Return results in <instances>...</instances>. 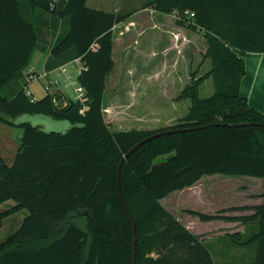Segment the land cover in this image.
<instances>
[{
	"label": "trees",
	"instance_id": "16d2710c",
	"mask_svg": "<svg viewBox=\"0 0 264 264\" xmlns=\"http://www.w3.org/2000/svg\"><path fill=\"white\" fill-rule=\"evenodd\" d=\"M87 1L0 0V123L22 130L13 163L0 156V205L16 203L0 211V229L6 218L28 210L21 227L0 243V264H133V227L118 189L122 157L155 133L219 123L148 141L125 159L120 181L137 228L136 264H215L202 238L161 200L205 175L264 178V113L250 107L239 90L246 73L243 55L264 53V0L147 1L142 9L175 14L179 27L203 32V60L211 66L203 75L198 70L191 74L178 97L190 100L191 106L175 124L129 131H112L103 105L106 80L114 68V28L133 14L92 9ZM23 2L58 17V25L68 22V31L50 49L55 63L45 70L80 58L85 69L78 82L85 89V102L58 92L32 101L24 86L7 96L1 93L12 82L24 80L44 41L41 30L23 15ZM210 78L214 93L202 98L200 87ZM24 115L72 126L65 132H46L30 122L15 124ZM246 123L253 124L238 126ZM168 156L172 158L151 171ZM254 209L253 216L243 219L258 220V231L236 244L255 245V264H264V194L263 203ZM78 212L85 213L84 226ZM188 213L204 221L212 218Z\"/></svg>",
	"mask_w": 264,
	"mask_h": 264
},
{
	"label": "rangeland",
	"instance_id": "374dc122",
	"mask_svg": "<svg viewBox=\"0 0 264 264\" xmlns=\"http://www.w3.org/2000/svg\"><path fill=\"white\" fill-rule=\"evenodd\" d=\"M147 1L87 2L92 9L133 14L127 22L114 28L115 67L107 83L103 105L105 121L112 131L157 130L175 124L191 106L190 100H178L181 91L190 84L191 74L198 70L199 75H203L211 66L209 60H203L206 48L203 32L179 27L175 14L163 15L142 9ZM22 5L23 15L35 24L39 32L47 24L53 29L48 27V34H42V38L48 39V42L40 41L32 59L31 68L43 73L51 46L68 31V22L63 21L62 26L58 25L60 19L53 14L29 6L25 9V2ZM180 28H183L182 32L189 33L187 38L180 34ZM72 73L75 76L74 71ZM24 83L25 78L19 81L20 86L25 87ZM47 84V80H42L30 85L36 100L46 96ZM61 88L68 99H73L71 88L64 85ZM1 93L7 96L9 92L2 89ZM213 93L214 84L210 78L200 87V97L206 98ZM14 122H30L46 132H65L72 126L68 121L42 115H24ZM21 134L20 128L0 123V150L5 145L18 149ZM5 155L0 154L5 161L11 159L9 151ZM263 194L264 178L205 175L180 195L176 193L167 198L165 205L202 238L215 264H255V245L243 247L236 243L244 242L258 231V220L246 223L243 218L255 214L254 206L263 203ZM15 204L13 200L7 201L0 205V211ZM168 205H172L169 207L173 209ZM188 211L200 212L212 218L204 221ZM27 215L28 210L23 209L4 220L0 229V243L21 227ZM84 222L85 218L79 220L81 226H84Z\"/></svg>",
	"mask_w": 264,
	"mask_h": 264
},
{
	"label": "crops",
	"instance_id": "0c3cea01",
	"mask_svg": "<svg viewBox=\"0 0 264 264\" xmlns=\"http://www.w3.org/2000/svg\"><path fill=\"white\" fill-rule=\"evenodd\" d=\"M27 7H28L27 5L24 6L25 9ZM146 9L152 10L151 8H146ZM48 27H49L48 24L46 25V27H42L41 33L42 34H48ZM181 29H183V28L179 29L180 34H182L185 38H187L189 33L182 32ZM43 40L45 42H48V39H43ZM114 45H115V42L113 43V50H112L113 61H114V47H115ZM236 53L238 55H241V52L238 50H236ZM244 61H245L246 73H245V75L242 78V81L240 83V89H239L240 94L247 99L250 107H252L256 111L264 113V53H246L245 57H244ZM48 63L50 65H53L55 63L53 60H50V56L49 57L47 56V59L45 61V65H44L45 68L47 67ZM31 67H32V61H31L30 66L28 68H31ZM114 67H115V61H114ZM113 70H114V68H113ZM113 70H112V72H113ZM111 73H110V75H111ZM110 75L107 77L106 87H107V83L109 81ZM19 81L20 80L12 82L9 86L5 87V89H7L10 94L17 92L19 90V88L21 87L19 85ZM106 87H105V91H106ZM64 97L67 98L66 93H65ZM21 136H22V134H21ZM21 136H20V138H21ZM17 150L18 149L16 148V146H14V149H11V145L10 146L5 145V147L1 148L0 154L1 155L4 154V156L6 157L5 154H8V151H9V153L11 154L10 155L11 159L6 161V162L9 165H11L15 159ZM188 188H190V187H188ZM186 189L187 188H185L183 190H177V191L170 193L168 196H166L165 198H163L161 200L162 205L166 208L165 200L167 198L173 196V194H176V193L180 195ZM169 206H172V205H168V207ZM169 208L173 209V207H169ZM167 210L170 213H172L181 223L183 222V219L179 215H176L175 213H173L169 209H167ZM177 210H179V207H177ZM84 214L85 213L78 212L77 217L79 219L86 218V216ZM185 226L190 230V228H191L190 226H188L186 224H185ZM190 231H192V230H190Z\"/></svg>",
	"mask_w": 264,
	"mask_h": 264
},
{
	"label": "built area",
	"instance_id": "2783aa9c",
	"mask_svg": "<svg viewBox=\"0 0 264 264\" xmlns=\"http://www.w3.org/2000/svg\"><path fill=\"white\" fill-rule=\"evenodd\" d=\"M84 69L85 65L80 58L64 64L52 71H46L44 69L43 73H37L34 68H27L24 72L25 94L29 96L32 101H35L36 99L30 90V85L34 82L47 80L48 84L45 89L48 93L55 94L58 92L65 96V91L61 88V86L64 85L66 88H71L73 90L74 97L72 100L85 102V89L78 82V76ZM72 71H74L75 76Z\"/></svg>",
	"mask_w": 264,
	"mask_h": 264
},
{
	"label": "water",
	"instance_id": "95a60500",
	"mask_svg": "<svg viewBox=\"0 0 264 264\" xmlns=\"http://www.w3.org/2000/svg\"><path fill=\"white\" fill-rule=\"evenodd\" d=\"M253 123H246V124H239L238 126H243V125H252ZM219 125H222V124H219V123H216V124H212V125H206V126H200V127H197V128H182V129H172V130H167V131H162V132H158V133H155L143 140H141L140 142H138L136 145H134L121 159L119 165H118V189H119V194H120V198H121V201L126 209V212L128 213V216L132 222V227H133V264H136V258H137V228H136V225H135V222L132 218V215L130 214V211L128 210L127 208V205L125 203V200L121 194V187H120V181H121V170H122V165H123V162L125 161V159L131 154L133 153L135 150H137L139 147H141L142 145H144L145 143H147L148 141L152 140V139H155L159 136H162V135H166V134H172V133H178V132H188V131H191V130H194V129H204V128H208L210 126H219ZM227 126H230V124H228ZM172 157L171 156H168V157H163L161 159L160 162L154 164L151 168V171H154L160 167H162L168 160H170Z\"/></svg>",
	"mask_w": 264,
	"mask_h": 264
}]
</instances>
